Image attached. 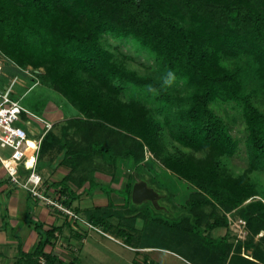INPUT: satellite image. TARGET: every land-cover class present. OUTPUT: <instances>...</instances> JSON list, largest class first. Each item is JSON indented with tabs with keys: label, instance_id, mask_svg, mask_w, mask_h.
<instances>
[{
	"label": "trees",
	"instance_id": "trees-1",
	"mask_svg": "<svg viewBox=\"0 0 264 264\" xmlns=\"http://www.w3.org/2000/svg\"><path fill=\"white\" fill-rule=\"evenodd\" d=\"M104 35L132 41L160 64L163 75L143 76L118 62L116 47L104 46ZM0 50L22 68L43 67L40 84L59 92L77 112L54 124L39 149L40 157H60L59 164L73 170L57 182L59 195L74 199L67 180L81 185L96 168L126 161L137 166L144 147L179 179L178 220L129 205L133 183L149 185L131 176L126 204L86 209L88 223L134 248H164L159 244L172 240L202 264H264V232L253 241L264 231V204L247 201L259 195L248 171L264 172V105L256 99L264 87V0H0ZM168 71L183 81L186 93L173 96L171 85L163 83ZM129 88L140 98L123 102L119 94ZM221 104L240 112L242 138L216 110ZM164 130L180 146L209 152L204 158L178 146L172 152ZM241 142L247 170L235 174L217 156L234 157ZM150 173L152 181L156 176ZM227 213L246 220L244 240H234ZM216 228L225 233L209 235ZM36 229L41 236L34 250L21 252L14 264H72L45 251L56 228L42 230L36 223ZM245 248H253L252 258L241 253ZM148 259L144 263L154 264Z\"/></svg>",
	"mask_w": 264,
	"mask_h": 264
},
{
	"label": "rangeland",
	"instance_id": "rangeland-1",
	"mask_svg": "<svg viewBox=\"0 0 264 264\" xmlns=\"http://www.w3.org/2000/svg\"><path fill=\"white\" fill-rule=\"evenodd\" d=\"M187 13L188 12H184L183 14ZM180 14L181 13L175 16L178 17ZM103 38L104 46L108 48L116 47L114 52L116 53L115 56L117 57L116 59L118 62L126 64V66L131 69H135L138 74L143 76H151L155 79H159L163 75L164 70L160 64L156 63L148 54L142 52L138 48H135L132 41H121L114 38L112 35H104ZM6 55L8 56V61H6L3 65V74L0 77V81L7 82L9 77L18 78L17 82L12 84L13 90L11 96L13 98L19 99L20 103L25 108L34 114L45 117L48 120H50L48 116L49 113H51V116L55 117L53 120V125L61 123L66 117L77 114V112L67 103V101L59 92L50 89L44 84H40L39 79L40 74L44 71L43 67L33 68L31 65H27L22 68L11 59L12 57L8 52H6ZM24 71H27L32 77H29ZM34 82L38 84L33 85ZM31 84L32 86L29 88ZM28 88L29 90H27ZM256 91V99L259 100L260 105H264V87H260ZM134 92L137 93V91L129 88L123 93L121 92L119 97L123 102L130 101L131 99H139V95L136 96ZM171 92L173 96H178L181 93L183 95L187 92V87L183 85V81L181 79H175V81L171 84ZM147 106L151 108L150 105ZM216 110L230 122L233 128V133L242 138L243 122L238 109L233 107L231 104H221L216 108ZM54 112L57 113L55 114ZM152 115L158 119L159 122H162V118L157 114L156 111L153 112L152 110ZM163 139L165 141L166 148L172 152H174L175 146H178V148H180L185 154H190L192 156L194 155L197 158H204L207 155V152H209L208 149L193 151L191 148L180 146L170 138L167 130H164ZM239 148L240 151L238 154L234 155L232 158L227 157L222 153L217 156L221 162L226 164L228 170L235 174L241 171L246 172L247 170V154L242 142ZM10 154V148L0 147V156L7 157ZM102 161L106 164L104 160ZM118 166L124 169L126 168L127 170L131 169L133 175L136 176L135 178H145L149 181V185L155 188L156 192L161 191V194L163 195L156 198L155 202L149 200H145L142 203L131 202V206L148 207L152 215L160 216L163 220L168 222H172L173 220H178L180 218V216L183 214V210L176 206L177 200L174 198V193L179 190V186L177 185L179 179L163 168L162 161L156 157L153 152H151L147 147H144V157L142 161L137 164V166L132 165L130 161H126L125 164L118 163L116 167ZM150 171L156 176L152 181ZM248 172H250L249 176L256 184L259 195H255L247 199V201L254 199L259 200L264 204V172L258 170ZM156 178L160 184H157ZM158 185L161 187L160 189L158 188ZM110 188H112L111 184H104L103 191H109ZM123 192L124 191L122 190V193ZM206 210L210 211V207L208 206ZM261 211L263 210H260V212ZM114 221L125 224L127 223V221L124 219H116ZM141 225L142 218L138 219L134 226L137 229H141ZM134 226L132 228L131 225L132 230H134ZM133 232L134 231H131V233ZM223 232V229H214L209 232V235H212V237H217ZM263 232L264 231L261 230L259 233L254 235L253 241H258L259 236L263 234ZM95 233L97 236H99V239L103 241V245H95V247L94 244L89 245L86 243L85 246L87 249H83L79 253L77 256L78 259L73 264H148L147 262L144 263V259L147 258H149L148 260L154 264H202L196 261L194 257H191L186 252L184 247L179 246V244L172 240H166L164 244H159L164 248H134V250H132L125 246L126 244L123 242L122 238H118L119 242H115L112 239L106 237V235L96 232L95 230L91 232L90 236L97 237L94 235ZM165 238L168 239L167 237ZM157 244L155 242H151V245ZM262 247L264 248V245H262ZM112 251L114 252L112 253ZM252 252L253 248H245V250H243L241 253L248 256V258H252ZM41 264H45L43 259L41 260ZM54 264L61 263L56 261Z\"/></svg>",
	"mask_w": 264,
	"mask_h": 264
},
{
	"label": "crops",
	"instance_id": "crops-1",
	"mask_svg": "<svg viewBox=\"0 0 264 264\" xmlns=\"http://www.w3.org/2000/svg\"><path fill=\"white\" fill-rule=\"evenodd\" d=\"M24 72L29 77H32L27 71ZM2 74L3 72L0 77ZM17 80V77H9L8 83L0 81V88L10 86L11 90H13L12 84L17 82ZM35 84L38 83L34 82L33 85ZM31 86L32 84L29 88ZM54 113L56 114L57 112ZM48 117L52 122L55 119V117L51 116V113H49ZM39 127V124L32 120V124L28 126L31 132L30 139L36 138V131ZM59 158L51 159L50 154L40 157L38 153L37 171L42 177L47 193L62 200L69 199V206L76 212L78 219L71 218L46 205L26 190L13 184L6 170L0 164V264H14L21 252L30 253L34 250L41 236L36 229V223L41 224L42 230L56 228L50 239V244L45 246V251H51L53 254L58 255L66 263L73 264L78 259L79 253L83 249H87L86 243L89 245L94 244V246L103 245V241L99 239L96 233L94 235L97 237L90 236L93 230L106 235V237L115 242H119L118 238L110 233L102 231L90 223L88 225L84 210L92 209L93 207H108L110 205L114 208L124 206L127 201L125 200L126 184L131 176H134L131 169L127 170L120 166H115L109 170L96 168L90 177V181L86 180L81 185L75 183L74 180H67V186L76 195L72 199L71 196L67 198L66 195H59L56 190L57 182L73 171L70 166L59 164ZM20 174L25 177L27 170L24 167H20ZM104 184H111L112 188L109 191H103ZM122 190L124 191L123 193ZM131 202L132 200H129V205H131ZM216 229L222 230L223 228ZM223 230L222 234L225 233V229ZM125 246L134 250L132 246L127 244Z\"/></svg>",
	"mask_w": 264,
	"mask_h": 264
},
{
	"label": "built area",
	"instance_id": "built-area-1",
	"mask_svg": "<svg viewBox=\"0 0 264 264\" xmlns=\"http://www.w3.org/2000/svg\"><path fill=\"white\" fill-rule=\"evenodd\" d=\"M6 61L8 57L0 50V74ZM11 93L10 86L0 88V147L11 149L9 156H0V164L13 184L26 190L46 205L71 218L78 219L76 212L69 205L64 204L62 199L47 193L42 177L37 171L41 140L52 128L53 122L33 114L20 103L19 99L13 98ZM32 120L40 126L34 139H30L31 132L28 129ZM20 167L27 170L25 177L21 176ZM227 217L228 228L234 235V240H244L248 233L246 220L239 215H231V213H227Z\"/></svg>",
	"mask_w": 264,
	"mask_h": 264
},
{
	"label": "water",
	"instance_id": "water-1",
	"mask_svg": "<svg viewBox=\"0 0 264 264\" xmlns=\"http://www.w3.org/2000/svg\"><path fill=\"white\" fill-rule=\"evenodd\" d=\"M159 197L158 192L150 187L144 180H136L131 189V200L133 203H142L143 201L155 202V199Z\"/></svg>",
	"mask_w": 264,
	"mask_h": 264
},
{
	"label": "clouds",
	"instance_id": "clouds-1",
	"mask_svg": "<svg viewBox=\"0 0 264 264\" xmlns=\"http://www.w3.org/2000/svg\"><path fill=\"white\" fill-rule=\"evenodd\" d=\"M176 79L175 73L172 71H168L166 73V76L163 80L164 85H171ZM149 91H153V89L151 88V86H149Z\"/></svg>",
	"mask_w": 264,
	"mask_h": 264
}]
</instances>
